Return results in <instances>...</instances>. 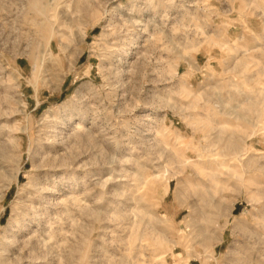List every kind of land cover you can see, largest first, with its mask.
I'll use <instances>...</instances> for the list:
<instances>
[{
  "label": "rangeland",
  "instance_id": "374dc122",
  "mask_svg": "<svg viewBox=\"0 0 264 264\" xmlns=\"http://www.w3.org/2000/svg\"><path fill=\"white\" fill-rule=\"evenodd\" d=\"M263 226L264 0H0V264H264Z\"/></svg>",
  "mask_w": 264,
  "mask_h": 264
},
{
  "label": "bare ground",
  "instance_id": "6f19581e",
  "mask_svg": "<svg viewBox=\"0 0 264 264\" xmlns=\"http://www.w3.org/2000/svg\"><path fill=\"white\" fill-rule=\"evenodd\" d=\"M44 195H45V194H44ZM45 196H46V195H45ZM261 228H262V227H261ZM262 229L264 230V226H263V228H262ZM262 229H261V230H262ZM263 232H264V231H263ZM210 260H211V259H210Z\"/></svg>",
  "mask_w": 264,
  "mask_h": 264
}]
</instances>
